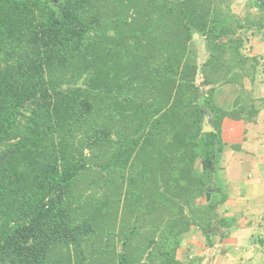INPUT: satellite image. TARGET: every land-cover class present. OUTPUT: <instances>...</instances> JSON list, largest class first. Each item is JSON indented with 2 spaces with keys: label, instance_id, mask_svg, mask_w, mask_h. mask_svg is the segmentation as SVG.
Returning <instances> with one entry per match:
<instances>
[{
  "label": "trees",
  "instance_id": "16d2710c",
  "mask_svg": "<svg viewBox=\"0 0 264 264\" xmlns=\"http://www.w3.org/2000/svg\"><path fill=\"white\" fill-rule=\"evenodd\" d=\"M233 1L0 0V264H180L206 139L216 164L222 120L259 111Z\"/></svg>",
  "mask_w": 264,
  "mask_h": 264
},
{
  "label": "crops",
  "instance_id": "0c3cea01",
  "mask_svg": "<svg viewBox=\"0 0 264 264\" xmlns=\"http://www.w3.org/2000/svg\"><path fill=\"white\" fill-rule=\"evenodd\" d=\"M231 9L254 23L246 31L244 54L258 63L253 83L245 78L243 85L259 111L253 121L222 120L223 149L216 164L214 143L206 139L211 155L199 160V168L212 178L197 202L209 205L212 221L206 230L194 226L183 236L180 264H264V0H234ZM238 92L233 84L219 86L213 101L228 109Z\"/></svg>",
  "mask_w": 264,
  "mask_h": 264
},
{
  "label": "rangeland",
  "instance_id": "374dc122",
  "mask_svg": "<svg viewBox=\"0 0 264 264\" xmlns=\"http://www.w3.org/2000/svg\"><path fill=\"white\" fill-rule=\"evenodd\" d=\"M192 41H193V45L195 46V48L197 50L198 57H199V61L201 62L203 60V58H204V57H202V55L205 54L204 53V43H203V39L200 37V35L198 33H195L194 36H193ZM244 50H245V48H244ZM200 55H201V57H200ZM78 84H80V81L78 82ZM197 165H198L197 167L199 168V165H200L199 161H198ZM207 185H208V183H207Z\"/></svg>",
  "mask_w": 264,
  "mask_h": 264
},
{
  "label": "water",
  "instance_id": "95a60500",
  "mask_svg": "<svg viewBox=\"0 0 264 264\" xmlns=\"http://www.w3.org/2000/svg\"><path fill=\"white\" fill-rule=\"evenodd\" d=\"M50 2H56L57 0H49ZM215 129L212 125V120L208 113L204 112L201 121V134L214 132Z\"/></svg>",
  "mask_w": 264,
  "mask_h": 264
}]
</instances>
